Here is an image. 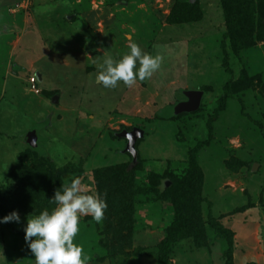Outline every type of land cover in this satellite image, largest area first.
I'll return each instance as SVG.
<instances>
[{
	"label": "rangeland",
	"instance_id": "rangeland-1",
	"mask_svg": "<svg viewBox=\"0 0 264 264\" xmlns=\"http://www.w3.org/2000/svg\"><path fill=\"white\" fill-rule=\"evenodd\" d=\"M192 1L0 0V220L21 216L0 264H34L28 217L66 172L107 193L103 222L80 220L87 264H264V0ZM130 40L161 67L106 88ZM188 90L201 106L178 113Z\"/></svg>",
	"mask_w": 264,
	"mask_h": 264
},
{
	"label": "clouds",
	"instance_id": "clouds-1",
	"mask_svg": "<svg viewBox=\"0 0 264 264\" xmlns=\"http://www.w3.org/2000/svg\"><path fill=\"white\" fill-rule=\"evenodd\" d=\"M119 59L105 57L97 77L106 88H115L119 82L132 88L137 80H149L161 67L162 57L145 52L134 41H129ZM130 139V137H129ZM107 193L90 189L77 176L63 180L51 199L55 207L30 215L25 226V240L34 255V264H87L81 245L76 243L80 220L91 216L102 223L108 208ZM21 222L18 211L4 216L0 222Z\"/></svg>",
	"mask_w": 264,
	"mask_h": 264
},
{
	"label": "water",
	"instance_id": "water-1",
	"mask_svg": "<svg viewBox=\"0 0 264 264\" xmlns=\"http://www.w3.org/2000/svg\"><path fill=\"white\" fill-rule=\"evenodd\" d=\"M41 77V74H38ZM187 96V100L180 102L176 106V112H192L197 110L201 106L202 98H203V91L200 90H188L185 92ZM144 135V130L138 127H135L132 131L125 130L122 133V136L128 139V145L126 151L130 152L136 162L138 159V149H137V142L140 137ZM130 137V139H129ZM27 141L31 145L37 144V133L35 130L29 132L27 135ZM256 167V166H255Z\"/></svg>",
	"mask_w": 264,
	"mask_h": 264
},
{
	"label": "trees",
	"instance_id": "trees-1",
	"mask_svg": "<svg viewBox=\"0 0 264 264\" xmlns=\"http://www.w3.org/2000/svg\"><path fill=\"white\" fill-rule=\"evenodd\" d=\"M192 1V0H191ZM193 2V1H192ZM250 46H252L251 44H247V45H245L243 48H247V47H250ZM226 99H227V96L226 95H224L223 96V98L221 99V108L222 109H224L225 107H224V105H225V103H226ZM224 107V108H223ZM99 173H100V171H99ZM101 174V173H100ZM72 174L71 173H69V172H66L65 173V179H67V178H69L70 176H71ZM36 185H39V184H36ZM36 185H32L33 187H30V186H28V187H26V188H24V189H22L23 190V192L25 191L27 194L30 192V190L32 189V190H36V189H39V187H41V186H36ZM36 186V187H35ZM168 187H169V184L167 183V182H165L164 183V185L163 186H160V192L161 193H163V192H167L168 190ZM31 190V191H32ZM43 192H45V190H43ZM40 193V191L37 193V194H39ZM39 195H41V193L39 194ZM35 199L37 200V204H38V206H39V208L41 209V203L40 202H38V200H40L39 199V197H35Z\"/></svg>",
	"mask_w": 264,
	"mask_h": 264
},
{
	"label": "built area",
	"instance_id": "built-area-1",
	"mask_svg": "<svg viewBox=\"0 0 264 264\" xmlns=\"http://www.w3.org/2000/svg\"><path fill=\"white\" fill-rule=\"evenodd\" d=\"M37 78H39L37 75H36V77L34 76L31 78V82L33 83V87H35V82H36Z\"/></svg>",
	"mask_w": 264,
	"mask_h": 264
},
{
	"label": "crops",
	"instance_id": "crops-1",
	"mask_svg": "<svg viewBox=\"0 0 264 264\" xmlns=\"http://www.w3.org/2000/svg\"><path fill=\"white\" fill-rule=\"evenodd\" d=\"M38 74H41V73H39V72H38ZM38 74H37V76L39 77V75H38ZM39 78H40V77H39Z\"/></svg>",
	"mask_w": 264,
	"mask_h": 264
}]
</instances>
